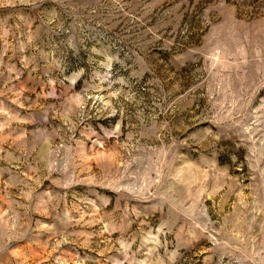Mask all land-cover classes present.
I'll list each match as a JSON object with an SVG mask.
<instances>
[{
  "label": "rangeland",
  "instance_id": "obj_1",
  "mask_svg": "<svg viewBox=\"0 0 264 264\" xmlns=\"http://www.w3.org/2000/svg\"><path fill=\"white\" fill-rule=\"evenodd\" d=\"M0 264H264V0H0Z\"/></svg>",
  "mask_w": 264,
  "mask_h": 264
}]
</instances>
